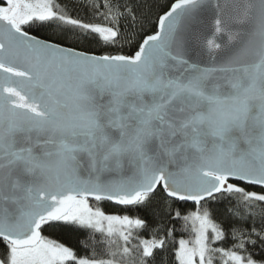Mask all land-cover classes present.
Returning <instances> with one entry per match:
<instances>
[{
  "label": "snow or ice",
  "instance_id": "6c2138e0",
  "mask_svg": "<svg viewBox=\"0 0 264 264\" xmlns=\"http://www.w3.org/2000/svg\"><path fill=\"white\" fill-rule=\"evenodd\" d=\"M87 7L0 0V264H264V0Z\"/></svg>",
  "mask_w": 264,
  "mask_h": 264
},
{
  "label": "trees",
  "instance_id": "16d2710c",
  "mask_svg": "<svg viewBox=\"0 0 264 264\" xmlns=\"http://www.w3.org/2000/svg\"><path fill=\"white\" fill-rule=\"evenodd\" d=\"M89 0H71V3L75 5L77 12L83 16H89V9L87 7ZM169 0H141V3L145 6L144 10L154 19L155 14L161 10V6L167 4ZM84 46L91 47L93 49L96 48V45L90 41H85ZM178 207H183V205H178ZM190 207V205H188ZM212 208L214 209V215L217 217H221L225 214L227 204L226 203H213ZM141 216H145L150 223H153V217L150 214H145L143 211L140 212ZM173 225H169L172 227ZM174 227L179 231L181 225L179 223L175 224Z\"/></svg>",
  "mask_w": 264,
  "mask_h": 264
}]
</instances>
